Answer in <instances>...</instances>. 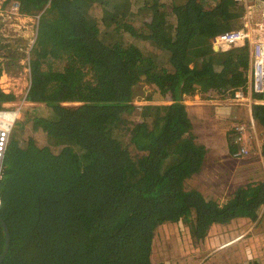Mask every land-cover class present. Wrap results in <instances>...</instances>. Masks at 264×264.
<instances>
[{
  "label": "trees",
  "instance_id": "trees-1",
  "mask_svg": "<svg viewBox=\"0 0 264 264\" xmlns=\"http://www.w3.org/2000/svg\"><path fill=\"white\" fill-rule=\"evenodd\" d=\"M8 1L38 17L24 52L26 99L54 114L26 115L11 133L0 175V257L3 221L10 242L0 264H163L154 244L164 223L186 224L196 242L235 219L261 228L264 166L237 177L223 202L189 180L218 150L260 154L264 163V93L251 87L250 46L216 49L218 35L243 27L246 10L264 0ZM5 70L0 62V76ZM142 83L170 101L136 104ZM239 90L250 100L234 115L223 107L226 121L202 134L186 97L220 100L207 103L219 114ZM16 99L0 86V108Z\"/></svg>",
  "mask_w": 264,
  "mask_h": 264
},
{
  "label": "rangeland",
  "instance_id": "rangeland-1",
  "mask_svg": "<svg viewBox=\"0 0 264 264\" xmlns=\"http://www.w3.org/2000/svg\"><path fill=\"white\" fill-rule=\"evenodd\" d=\"M11 2L7 6L8 10H10V7L12 8L11 11L2 12V15H0V45H2L0 55L3 58L0 57L4 59L7 55H12L13 53L8 52V50L13 49L19 57V60L16 61L19 65L4 59V63L9 62L5 70L8 79L2 80L0 84L3 82V84L6 83V86L9 85L10 89H17L21 100L27 92L29 84V74L26 70L28 59H25L26 53L24 52L29 50L36 38L38 17L32 16L31 24L21 22L18 14L12 12L16 9L13 8L14 4H11ZM261 6L252 5L254 10H252L251 18L255 20L254 22L262 24L264 28V20L261 19L262 14L260 12L262 10ZM24 25H31L28 35H25V37L22 33ZM260 33L263 32L257 34ZM20 100L17 99L10 103H18ZM247 100H250V98H245L242 101ZM167 101H170V98H165L156 89L155 85L142 83L135 89V103L140 106L151 102L163 103ZM224 103H227V105H222L220 109V112L223 111V113L225 112L223 107L230 108L231 105H242L237 97L230 98ZM66 104L78 103L68 102ZM201 106L207 107V104L202 103ZM198 109L202 111L200 106L194 108L195 111H199ZM35 113L44 117H51L54 114L45 104L30 103L23 107L18 121L23 120L26 115L33 116ZM205 115L201 112L196 113L200 125ZM200 125L199 129L203 134L206 131L205 126ZM210 128L211 126L208 127V129ZM216 139L217 137L214 138V142ZM258 143V140L256 143V139H253L251 146L256 147ZM215 149L219 148L215 147ZM216 152L214 156L210 157L204 170L193 176L189 182L191 185L203 189L206 195L209 193L214 194L217 199L223 202L226 200L227 194L231 192L230 188L233 189L229 185L236 181L237 177L245 178L248 173L260 172L264 163L263 157L259 153L254 157L250 155L251 157L233 158L223 154L221 150ZM246 181L248 180H244V182ZM263 210L264 206L259 209V213L262 214ZM256 227H258L256 223L248 219H235L227 225L213 227L204 240L196 242L190 235L189 227L186 224L164 223L156 231L154 257L156 261L164 262L163 264H202L206 261L215 264H248V258L252 257L262 260L264 263V224L261 228L259 226L257 230ZM231 230H234V237H232Z\"/></svg>",
  "mask_w": 264,
  "mask_h": 264
},
{
  "label": "built area",
  "instance_id": "built-area-1",
  "mask_svg": "<svg viewBox=\"0 0 264 264\" xmlns=\"http://www.w3.org/2000/svg\"><path fill=\"white\" fill-rule=\"evenodd\" d=\"M14 9H18V3H14ZM16 14H19L17 11ZM252 10L247 9L245 13V19L243 21V27L238 29H230L222 32L216 38L217 46L220 48H228L235 44H242L245 41L250 42V53L252 62V75H251V87L254 92L264 93V36L254 38V34L259 32L264 33V28L262 24L254 22L255 20L251 18ZM264 17V13H263ZM256 19V18H255ZM262 33V34H263ZM26 70L30 75L29 62L26 64ZM1 83V80H0ZM1 88L6 92H11L10 86L6 83L0 84ZM29 90V89H28ZM24 95L23 100L18 103H5L3 107L0 108V175L2 170V164L4 156L10 141L11 133L16 125V122L21 117L23 107L27 104L26 96ZM236 97L240 100L247 99L242 91L236 93ZM240 129V128H239ZM246 152V150H244Z\"/></svg>",
  "mask_w": 264,
  "mask_h": 264
},
{
  "label": "crops",
  "instance_id": "crops-1",
  "mask_svg": "<svg viewBox=\"0 0 264 264\" xmlns=\"http://www.w3.org/2000/svg\"><path fill=\"white\" fill-rule=\"evenodd\" d=\"M10 3V1H8V0H0V15H2V12H6V11H11V7H10V10H8L7 8V6H8V4ZM15 3V1H12L11 2V4H14ZM10 4V5H11ZM262 6H261V8H262V10L260 11L261 12V19H263L264 20V17H263V13H264V4H261ZM18 12V9H16V10H12V12L14 13V14H16L15 12ZM18 18L21 20V22L23 21V22H27L28 24H31V20H32V16H30V15H22V14H18ZM30 26L31 25H27V26H25L24 25V28H23V37H25V35L27 36L28 35V32H29V30H30ZM244 26V25H243ZM264 36V33L263 34H254V38H258V37H263ZM17 42V41H16ZM245 43H248L249 44V46H250V42L249 41H245L244 42V44ZM16 46H17V44L15 45V48H16ZM22 48V47H21ZM13 53H15V50H14V52ZM0 56H2V55H0ZM2 58H3V56H2ZM1 57H0V62H3L4 63V59H6V57H4V59H2ZM4 65L5 66H7V64H5L4 63ZM4 79H8V75H7V72H5V71H3V73H2V75L0 76V80L2 81V80H4ZM30 84H31V79H30V76H29V84H28V87H27V90L29 89V87H30ZM12 90V92H14L15 94H16V96H17V99L18 100H20L19 99V92L17 91V89H11ZM26 90V91H27ZM25 91V92H26ZM23 98H24V96H23ZM23 98L21 99V100H23ZM16 99V100H17ZM15 100V101H16ZM20 100V101H21ZM198 100H200V101H198ZM26 102H27V104L29 105L30 103H32V102H29L27 99H26ZM185 102H186V104H187V106L189 107V110H191L192 108H193V110H194V108H198V106H200V107H202V111H200L199 109V111H194L195 113H197V112H201V113H205L206 115V118H207V114L209 115V117H210V114L211 115H213L214 117V121L212 122V123H210V125H211V127L212 126H220L221 124L220 123H222V122H220V121H226V115L224 116V113H223V111H221V113H219V114H214V113H212V111H211V109H208V107H204V106H201V104L202 103H204V105H205V103L207 104H219V103H221L220 102V100L219 101H206V100H204V99H202V97H201V94H196V95H193V96H188V97H186V99H185ZM225 101H223V103H222V105H227V103L225 104L224 103ZM32 104H35V103H32ZM38 104H44V103H38ZM213 108H215L216 109V107H214L213 106ZM225 108V107H224ZM231 108H232V112H230L231 114H235L236 113V111L238 110V108H237V105H231ZM23 111V110H22ZM216 112H217V110H216ZM222 118V119H221ZM221 119V120H220ZM207 127H209V125H206L205 126V129L207 128ZM223 128V127H222ZM260 140H258V142H259ZM259 144V143H258Z\"/></svg>",
  "mask_w": 264,
  "mask_h": 264
},
{
  "label": "water",
  "instance_id": "water-1",
  "mask_svg": "<svg viewBox=\"0 0 264 264\" xmlns=\"http://www.w3.org/2000/svg\"><path fill=\"white\" fill-rule=\"evenodd\" d=\"M216 49H218V46H216ZM3 224H4V227H5V229H6V234H7V245H6V248H5V250H4L3 255L0 257V263H1L2 259L4 258L6 252L8 251L9 242H10V237H9L8 227H7V225L4 223V221H3Z\"/></svg>",
  "mask_w": 264,
  "mask_h": 264
},
{
  "label": "flooded vegetation",
  "instance_id": "flooded-vegetation-1",
  "mask_svg": "<svg viewBox=\"0 0 264 264\" xmlns=\"http://www.w3.org/2000/svg\"><path fill=\"white\" fill-rule=\"evenodd\" d=\"M0 48H2V45H0ZM10 51H11V53H13V52H14V50H13V49H11Z\"/></svg>",
  "mask_w": 264,
  "mask_h": 264
},
{
  "label": "clouds",
  "instance_id": "clouds-1",
  "mask_svg": "<svg viewBox=\"0 0 264 264\" xmlns=\"http://www.w3.org/2000/svg\"><path fill=\"white\" fill-rule=\"evenodd\" d=\"M252 13H253V11H252ZM219 47V46H218ZM30 76V75H29ZM9 103V102H8ZM27 105V104H26ZM17 123V122H16ZM11 137V136H10ZM0 204H1V201H0Z\"/></svg>",
  "mask_w": 264,
  "mask_h": 264
}]
</instances>
